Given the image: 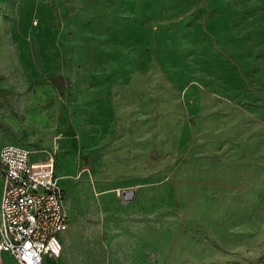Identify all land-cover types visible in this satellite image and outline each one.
I'll return each mask as SVG.
<instances>
[{
	"label": "rangeland",
	"instance_id": "374dc122",
	"mask_svg": "<svg viewBox=\"0 0 264 264\" xmlns=\"http://www.w3.org/2000/svg\"><path fill=\"white\" fill-rule=\"evenodd\" d=\"M28 13L7 15L0 145L51 150L97 264H264V0Z\"/></svg>",
	"mask_w": 264,
	"mask_h": 264
},
{
	"label": "built area",
	"instance_id": "2783aa9c",
	"mask_svg": "<svg viewBox=\"0 0 264 264\" xmlns=\"http://www.w3.org/2000/svg\"><path fill=\"white\" fill-rule=\"evenodd\" d=\"M0 172V264L7 258L13 264H45L47 256L59 257L68 214L55 155L8 143L0 149Z\"/></svg>",
	"mask_w": 264,
	"mask_h": 264
},
{
	"label": "crops",
	"instance_id": "0c3cea01",
	"mask_svg": "<svg viewBox=\"0 0 264 264\" xmlns=\"http://www.w3.org/2000/svg\"><path fill=\"white\" fill-rule=\"evenodd\" d=\"M29 5L30 0H0V48L9 47L7 44H5L6 41L4 40L9 38V36L12 34L11 30L14 27L13 22L7 20L8 13L14 11L16 8V12H18L20 18L21 27H23L26 22V18L29 15ZM0 90L2 91V94H5L4 91L9 89L0 88ZM36 117L37 119L39 118L38 116ZM8 143L16 142L9 140ZM31 148L38 150L45 149L36 147ZM45 156L46 154H40L38 158L43 159ZM1 189L2 177L0 172V197ZM125 191L127 192V190H124V192ZM131 191L133 193V190ZM124 198L129 197L124 196ZM100 231L101 230L99 229L98 223H94L92 227H88V229L81 228L79 227L78 219H72L70 216H68V227L60 234L63 243V251L59 257L47 256L45 259V264H97V261L100 260V258L98 259V241L101 239ZM6 264H13L12 260L7 258Z\"/></svg>",
	"mask_w": 264,
	"mask_h": 264
},
{
	"label": "trees",
	"instance_id": "16d2710c",
	"mask_svg": "<svg viewBox=\"0 0 264 264\" xmlns=\"http://www.w3.org/2000/svg\"><path fill=\"white\" fill-rule=\"evenodd\" d=\"M58 75L59 74H57V73H51L48 76H49V78H52V77H61L60 75L59 76ZM4 92H5V94H10L11 93V91H9V90H5Z\"/></svg>",
	"mask_w": 264,
	"mask_h": 264
},
{
	"label": "bare ground",
	"instance_id": "6f19581e",
	"mask_svg": "<svg viewBox=\"0 0 264 264\" xmlns=\"http://www.w3.org/2000/svg\"><path fill=\"white\" fill-rule=\"evenodd\" d=\"M131 194H132V191H131V190L127 191V195H126V197H129ZM124 196H125V195H124Z\"/></svg>",
	"mask_w": 264,
	"mask_h": 264
},
{
	"label": "water",
	"instance_id": "95a60500",
	"mask_svg": "<svg viewBox=\"0 0 264 264\" xmlns=\"http://www.w3.org/2000/svg\"><path fill=\"white\" fill-rule=\"evenodd\" d=\"M124 195H125V196L127 195V192H126V191L124 192Z\"/></svg>",
	"mask_w": 264,
	"mask_h": 264
}]
</instances>
